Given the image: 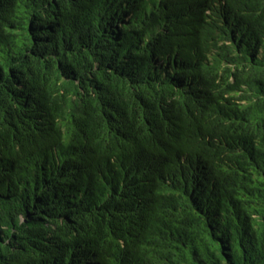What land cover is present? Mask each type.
Masks as SVG:
<instances>
[{"label":"trees","instance_id":"trees-1","mask_svg":"<svg viewBox=\"0 0 264 264\" xmlns=\"http://www.w3.org/2000/svg\"><path fill=\"white\" fill-rule=\"evenodd\" d=\"M0 264H264V0H0Z\"/></svg>","mask_w":264,"mask_h":264}]
</instances>
